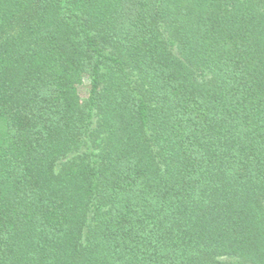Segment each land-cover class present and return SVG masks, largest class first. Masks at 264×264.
I'll use <instances>...</instances> for the list:
<instances>
[{"label": "trees", "instance_id": "trees-1", "mask_svg": "<svg viewBox=\"0 0 264 264\" xmlns=\"http://www.w3.org/2000/svg\"><path fill=\"white\" fill-rule=\"evenodd\" d=\"M0 264H264V0H0Z\"/></svg>", "mask_w": 264, "mask_h": 264}, {"label": "rangeland", "instance_id": "rangeland-1", "mask_svg": "<svg viewBox=\"0 0 264 264\" xmlns=\"http://www.w3.org/2000/svg\"><path fill=\"white\" fill-rule=\"evenodd\" d=\"M86 88V87H85ZM85 92H86V89H85Z\"/></svg>", "mask_w": 264, "mask_h": 264}]
</instances>
